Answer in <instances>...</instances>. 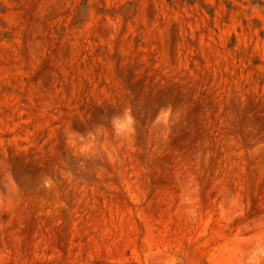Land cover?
I'll return each instance as SVG.
<instances>
[{
	"label": "rangeland",
	"instance_id": "374dc122",
	"mask_svg": "<svg viewBox=\"0 0 264 264\" xmlns=\"http://www.w3.org/2000/svg\"><path fill=\"white\" fill-rule=\"evenodd\" d=\"M0 264H264L261 0H0Z\"/></svg>",
	"mask_w": 264,
	"mask_h": 264
},
{
	"label": "crops",
	"instance_id": "0c3cea01",
	"mask_svg": "<svg viewBox=\"0 0 264 264\" xmlns=\"http://www.w3.org/2000/svg\"><path fill=\"white\" fill-rule=\"evenodd\" d=\"M260 1V0H259ZM262 1V3L264 4V0H261Z\"/></svg>",
	"mask_w": 264,
	"mask_h": 264
}]
</instances>
